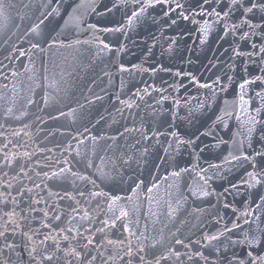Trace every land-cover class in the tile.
<instances>
[{
	"label": "water",
	"instance_id": "1",
	"mask_svg": "<svg viewBox=\"0 0 264 264\" xmlns=\"http://www.w3.org/2000/svg\"><path fill=\"white\" fill-rule=\"evenodd\" d=\"M262 6L0 0V264L264 256Z\"/></svg>",
	"mask_w": 264,
	"mask_h": 264
},
{
	"label": "snow or ice",
	"instance_id": "2",
	"mask_svg": "<svg viewBox=\"0 0 264 264\" xmlns=\"http://www.w3.org/2000/svg\"><path fill=\"white\" fill-rule=\"evenodd\" d=\"M155 3H167V0H155ZM205 3H207V0H205ZM231 4H232V6H237V5L240 4V0H231ZM147 6L148 7H151V6H154V5L151 2H149ZM176 7L177 8H182V5H180L179 3H177ZM256 7H257V5L253 4L251 7H249L247 9V11L248 12H251ZM262 7H264V6H262ZM144 10H145V6H142L141 9H140V11H144ZM180 14L182 16L184 15L183 12H181ZM215 14H216L217 17H219L221 15L220 12H216ZM132 15L135 17V16L139 15V13L133 12ZM184 18L187 19V16H184ZM107 47H108V45H105V48H107ZM201 87H209L210 88L211 86L210 85H201ZM173 135H175V134L173 133ZM180 142L182 143V141H180ZM257 155H264V153H257ZM239 158L240 157H236V159H239ZM243 159L249 160V157L248 156H244ZM61 171H64V170H61ZM174 174L175 175H178V173H174ZM53 175H58V174L57 173H53ZM248 175H249L250 179L255 182L254 184L250 183L249 184V187H254L255 185H258V184H261L262 182H264V180L261 179L260 174L249 173ZM96 195H98V194H96ZM204 195H207V193H204ZM5 215H8V213H5ZM125 215H126V213H125ZM55 219L59 220L60 217L59 216H56ZM18 226L19 225H17V227ZM45 226L47 227V225H45ZM68 231H71V229H69ZM2 235H4V233H0V236H2ZM210 239L211 240H216V239H218V237L215 236V235H213L212 237H210ZM89 243H91V241H89ZM177 243H181V241L178 240ZM241 243H243V242H241ZM257 243H258L257 240H249L248 241V245L250 247L255 246ZM9 247H11V246H9ZM178 255L179 254H177V256ZM248 255L251 258V264H257V261H259L260 264H264V256H259V257L253 256L252 253H249ZM46 259L51 260L52 259V256L49 255V256L46 257ZM141 259H143V257H141Z\"/></svg>",
	"mask_w": 264,
	"mask_h": 264
}]
</instances>
